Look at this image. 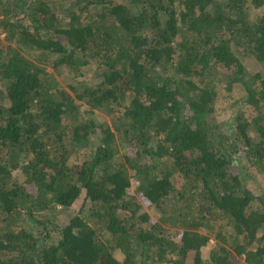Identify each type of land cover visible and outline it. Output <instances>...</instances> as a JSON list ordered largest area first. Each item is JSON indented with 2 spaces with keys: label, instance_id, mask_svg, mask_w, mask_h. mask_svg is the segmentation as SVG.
Masks as SVG:
<instances>
[{
  "label": "trees",
  "instance_id": "1",
  "mask_svg": "<svg viewBox=\"0 0 264 264\" xmlns=\"http://www.w3.org/2000/svg\"><path fill=\"white\" fill-rule=\"evenodd\" d=\"M0 35V264H264V0H0Z\"/></svg>",
  "mask_w": 264,
  "mask_h": 264
},
{
  "label": "rangeland",
  "instance_id": "2",
  "mask_svg": "<svg viewBox=\"0 0 264 264\" xmlns=\"http://www.w3.org/2000/svg\"><path fill=\"white\" fill-rule=\"evenodd\" d=\"M0 40L3 41V36L0 35ZM10 42H8L9 44ZM11 44V43H10ZM11 47L16 48V45L11 44ZM21 49V48H20ZM21 51H23L21 49ZM23 53L26 54H31V52L29 51H23ZM246 70L249 72H262L264 73V64L263 63H258L253 59H249L246 61ZM244 64V65H245ZM65 67H63L64 69ZM47 70L49 72H54L55 74V79L60 83V85L62 86L63 89H65L66 91L70 92L68 89V83L70 81H73V77L68 75V73H64V72H58V71H54L52 68H47ZM81 70L83 71L82 77L80 78L81 80H83L85 83L87 82L88 85H93L95 83H97L100 79L97 77V72L95 71L93 66H83L81 68ZM67 71V70H65ZM221 71V70H218ZM75 81V80H74ZM3 82L0 81V88H3ZM216 87H219V92H220V97L218 102L215 105L216 108V112H217V119L219 121V123H221L223 126L225 127H229L232 124V119L235 116L236 112L239 110H242L243 108V104L241 103L242 100L240 99L242 96H244V92L243 89L241 87H239L238 85H234L232 87L231 92H227L222 90L223 87V83H215ZM3 95V94H2ZM120 111L115 112L114 114H110L107 112V110H97L96 114V120L99 123H106L108 125H113L115 121H117L116 119L118 118ZM247 117H249V113H247ZM242 163H245V161H241ZM250 174H252L249 179H247V177L244 175V179H245V185L249 188H251L253 190V192L257 195L261 193V187L263 188L264 186V173H261L259 175H257V173H254V171L252 172V169H250ZM253 176V178H251ZM258 177V178H257ZM13 179L16 181H22L23 179V175L21 174L20 171L14 173L13 175ZM128 193L130 195L134 194V189L132 187V185L129 187L128 189ZM135 196V194H134ZM137 200H139L137 198ZM80 201L79 200L75 206L73 207L74 210H72L73 214L77 212V210L79 209V205H80ZM143 211H147L149 213V216L158 221V215L156 213H153L152 210H146L144 208H142ZM70 217V215H69ZM14 225V223H12ZM19 226V225H18ZM18 226H14V228L18 227ZM215 244V241L213 238L209 239L208 242V248L202 250V254L204 255L203 257L205 258L208 254V251L210 250L209 248H212L213 245ZM115 257L117 259H121V254L118 252H114ZM236 264H249V262H245V260L243 259V257H234ZM186 264H193V253H191L188 256L187 262Z\"/></svg>",
  "mask_w": 264,
  "mask_h": 264
}]
</instances>
